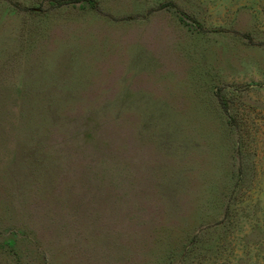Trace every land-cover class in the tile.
<instances>
[{
	"label": "rangeland",
	"instance_id": "1",
	"mask_svg": "<svg viewBox=\"0 0 264 264\" xmlns=\"http://www.w3.org/2000/svg\"><path fill=\"white\" fill-rule=\"evenodd\" d=\"M0 264H264V0H0Z\"/></svg>",
	"mask_w": 264,
	"mask_h": 264
}]
</instances>
